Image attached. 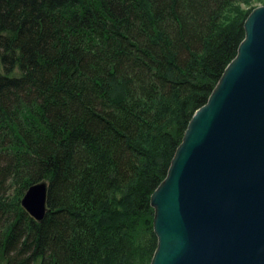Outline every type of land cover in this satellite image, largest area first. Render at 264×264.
I'll return each instance as SVG.
<instances>
[{
	"label": "trees",
	"instance_id": "trees-1",
	"mask_svg": "<svg viewBox=\"0 0 264 264\" xmlns=\"http://www.w3.org/2000/svg\"><path fill=\"white\" fill-rule=\"evenodd\" d=\"M260 6L0 0V264H151V196Z\"/></svg>",
	"mask_w": 264,
	"mask_h": 264
},
{
	"label": "water",
	"instance_id": "water-1",
	"mask_svg": "<svg viewBox=\"0 0 264 264\" xmlns=\"http://www.w3.org/2000/svg\"><path fill=\"white\" fill-rule=\"evenodd\" d=\"M244 31L151 196V264H264V6L248 16ZM47 195L41 182L21 201L39 223Z\"/></svg>",
	"mask_w": 264,
	"mask_h": 264
},
{
	"label": "bare ground",
	"instance_id": "bare-ground-1",
	"mask_svg": "<svg viewBox=\"0 0 264 264\" xmlns=\"http://www.w3.org/2000/svg\"><path fill=\"white\" fill-rule=\"evenodd\" d=\"M242 196H243V195H242ZM245 197H246V196H245ZM248 197H249V196H248ZM248 197H247V198H248ZM248 199H249V198H248ZM245 200H246V199H245ZM249 203H251V202H249ZM249 203L247 202L246 204L248 205ZM238 205H239V204H238ZM254 210H256V207H254L253 211H254ZM260 227H261V226H260ZM151 261H152V260H151Z\"/></svg>",
	"mask_w": 264,
	"mask_h": 264
},
{
	"label": "rangeland",
	"instance_id": "rangeland-1",
	"mask_svg": "<svg viewBox=\"0 0 264 264\" xmlns=\"http://www.w3.org/2000/svg\"><path fill=\"white\" fill-rule=\"evenodd\" d=\"M247 20V19H246ZM10 194H13L12 192H10ZM154 215H155V213H154ZM153 230H154V221H153Z\"/></svg>",
	"mask_w": 264,
	"mask_h": 264
}]
</instances>
